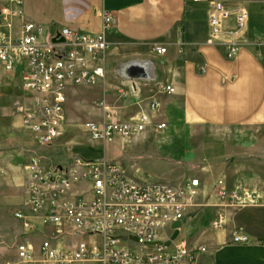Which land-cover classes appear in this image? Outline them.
<instances>
[{
	"label": "crops",
	"instance_id": "1",
	"mask_svg": "<svg viewBox=\"0 0 264 264\" xmlns=\"http://www.w3.org/2000/svg\"><path fill=\"white\" fill-rule=\"evenodd\" d=\"M221 1L249 13L245 45L234 59L226 57L222 44H208L210 8L194 0H25L23 18L43 24L48 33L64 27L96 33L103 28L96 7L113 14L115 22L106 29L109 47L102 55L106 77L93 85L67 89L69 100V95L77 96L83 88L101 89L95 105L71 100L95 114L82 127L89 134L90 122H132L140 113L148 115L153 125L164 123L159 138L178 151L175 167L188 171L176 186L186 185L192 178L200 180L195 205L181 226V232L191 234V238H183L190 246L206 248L197 253L195 264H264V0ZM234 26L231 17L225 28ZM156 45L166 47V53L157 54ZM127 62L147 66L155 80L139 79L133 86L120 80L115 70ZM9 74L22 81L19 70ZM5 75L0 64V77ZM163 85L173 87L174 93L163 92ZM31 103L32 96L21 91L12 117L0 123V134L4 129L0 135V205L22 207L10 213L14 218L17 211L29 210L28 165L37 157V144L22 128ZM75 114L69 116L70 121H77ZM65 126L66 121L64 135ZM200 129L202 140L195 144L192 138ZM8 131L23 138L22 148H8ZM154 131L149 126L140 136H155ZM120 167L131 178L153 183ZM220 179L227 189L226 200L217 195L215 185ZM237 187L257 194V200L242 206L233 196ZM219 216L224 223L215 228ZM17 219L22 224H13L8 240L17 238L16 245L24 240V220ZM236 233L250 241L234 243ZM15 260H0V264Z\"/></svg>",
	"mask_w": 264,
	"mask_h": 264
},
{
	"label": "built area",
	"instance_id": "2",
	"mask_svg": "<svg viewBox=\"0 0 264 264\" xmlns=\"http://www.w3.org/2000/svg\"><path fill=\"white\" fill-rule=\"evenodd\" d=\"M194 1L210 8L208 44H222L226 57L236 58L245 45L248 11L227 7L221 0ZM24 2L0 0V64L6 73L20 71L22 87L32 96L22 128L35 143L48 147L64 135L68 87L93 85L106 77V64L99 60V53L109 47L106 29L115 18L104 7H96L101 31L64 27L48 33L43 24L23 18ZM231 17L235 26L226 29ZM154 51L163 55L167 49L156 45ZM115 74L131 86L139 79L155 80L147 66L138 62L120 65ZM161 90L175 91L170 85ZM149 126L156 131L166 127L164 123L153 125L148 115L140 113L132 122H90L87 131L94 142H112L130 139ZM28 168L29 210L15 213L24 220V240L15 247L16 260L8 264H195L197 253L206 250L190 246L179 236L165 245L176 230L174 224L183 225L195 205L198 178L183 186L142 182L126 175L117 163L78 154L70 164L56 166H46L41 158L33 157ZM215 186L218 197L226 200L224 180ZM233 196L242 206L258 198L241 187ZM223 223L219 216L213 226L220 228ZM178 230L181 233L182 227ZM232 241L244 244L250 240L236 233Z\"/></svg>",
	"mask_w": 264,
	"mask_h": 264
},
{
	"label": "rangeland",
	"instance_id": "3",
	"mask_svg": "<svg viewBox=\"0 0 264 264\" xmlns=\"http://www.w3.org/2000/svg\"><path fill=\"white\" fill-rule=\"evenodd\" d=\"M29 2L31 4V1ZM21 85V78L16 74L6 73L5 76L0 77V123L12 117L15 111L13 107L14 101L20 98L21 91L24 90ZM100 93L101 89L99 88H83L77 96L69 95L70 100L66 99L65 103L66 111H68L66 114L65 135L61 139L59 138L55 144L48 147H41L36 143L38 149L35 152V156L41 158L46 166L50 164H70L72 157L76 154L88 159L96 157L107 162L117 163L125 171L137 174L138 178L153 181V183L172 182L176 185V183L183 181L184 175L188 171L178 170L175 167L176 158L179 156L178 151L161 141L159 138L161 133L158 131H154L155 136H140L145 129L142 133L130 139L118 138L112 142L96 143L89 140V134L82 126L89 120L96 118L95 114L89 110H82L83 107L81 105L77 106L71 100L77 101L81 99L88 105H95L94 100L99 97ZM29 108L30 106L26 111ZM74 114L77 118L75 122L70 121L71 118L69 117ZM1 134L4 135V129ZM199 134H203L202 129L194 133L195 136L192 139L195 144L202 140L201 137H198ZM7 137L10 138L8 139V148H22L24 140L17 133L8 131ZM254 141H258V139L254 138ZM0 206H3L0 207V260L1 262H8L16 258L15 246L17 243V238H15V241H8L10 239L9 234L14 226L13 224H22L21 220L14 218L10 213L22 207L19 205ZM41 225L44 226L43 224ZM178 236L186 239L191 238V234H185L183 231L179 232Z\"/></svg>",
	"mask_w": 264,
	"mask_h": 264
},
{
	"label": "water",
	"instance_id": "4",
	"mask_svg": "<svg viewBox=\"0 0 264 264\" xmlns=\"http://www.w3.org/2000/svg\"><path fill=\"white\" fill-rule=\"evenodd\" d=\"M184 223V222H183ZM182 226V223L181 222H177V223H175L174 224V228H176V230L174 231V233H173V235H172V237H171V240H169V241H167L166 243H165V245L166 246H170V244H171V241L172 240H175L177 237H178V235H179V230H178V228H180ZM131 239H133V240H136L134 237H131Z\"/></svg>",
	"mask_w": 264,
	"mask_h": 264
},
{
	"label": "bare ground",
	"instance_id": "5",
	"mask_svg": "<svg viewBox=\"0 0 264 264\" xmlns=\"http://www.w3.org/2000/svg\"><path fill=\"white\" fill-rule=\"evenodd\" d=\"M107 50H101V52L99 53V60H104V58L102 57V55L106 52Z\"/></svg>",
	"mask_w": 264,
	"mask_h": 264
}]
</instances>
